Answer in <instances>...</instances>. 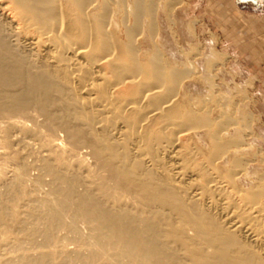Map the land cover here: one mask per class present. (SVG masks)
<instances>
[{
    "label": "bare ground",
    "instance_id": "bare-ground-1",
    "mask_svg": "<svg viewBox=\"0 0 264 264\" xmlns=\"http://www.w3.org/2000/svg\"><path fill=\"white\" fill-rule=\"evenodd\" d=\"M159 9L0 0V160L14 163L0 264H264V207L221 200L219 161L237 167L241 144L188 108L191 68L158 51ZM204 127L209 156L192 136ZM29 184L44 194L32 205Z\"/></svg>",
    "mask_w": 264,
    "mask_h": 264
},
{
    "label": "rangeland",
    "instance_id": "rangeland-1",
    "mask_svg": "<svg viewBox=\"0 0 264 264\" xmlns=\"http://www.w3.org/2000/svg\"><path fill=\"white\" fill-rule=\"evenodd\" d=\"M157 2L161 8L156 18L157 27L159 25L155 39L158 51L165 53V60L167 59L175 68H182L178 65L180 63L181 66L183 62L189 64L191 68L190 76L184 85L188 97L193 98L188 108L195 113L208 116L212 129H224V133L222 132L224 141L233 139L238 146L242 145L238 149H233L236 150L235 156L238 157L239 167L232 166V163L226 161L231 158L228 155H225L226 159L219 161L223 177L221 190L223 189L224 194L221 200L226 199L222 202L226 203L228 199L231 202L232 199L233 207H251L250 205L264 207V86L252 75L256 69L250 68L249 58V46L253 44V47H256L260 41L256 40V37L250 40L249 33L240 32L241 25L235 21H243L242 15L245 14L236 8L233 0H157ZM165 5L170 7V14L162 9ZM168 14L170 18H167ZM244 25L251 27L245 23ZM241 36L246 38L243 40ZM140 41L141 50H148L149 44L143 43L145 39L141 38ZM208 129L209 127H204L199 129V132L193 130L192 134L193 141L205 156H209L213 149L207 135ZM10 163L0 160V170L8 171L14 167V163L11 165ZM228 173L229 175L232 173L230 176L235 178V185L229 181ZM33 174L35 173H32V177ZM30 185L27 187L28 198L29 194L31 195L30 202L44 197L42 191H36ZM3 189L1 187V190ZM249 191L259 193L260 197L253 202L239 197V193ZM26 198V196L23 198L25 202L22 200L24 204L28 203ZM30 202L26 205H32L33 202L31 204Z\"/></svg>",
    "mask_w": 264,
    "mask_h": 264
},
{
    "label": "crops",
    "instance_id": "crops-1",
    "mask_svg": "<svg viewBox=\"0 0 264 264\" xmlns=\"http://www.w3.org/2000/svg\"><path fill=\"white\" fill-rule=\"evenodd\" d=\"M233 3L241 13L245 14L242 15L243 18L241 17L243 21L241 19L235 21L241 25L240 32L249 33L250 40L256 37V40L260 41L256 47H253V44L249 46V58L250 68L256 69L255 74L252 75L256 76L264 86V0H233ZM244 23L251 27H246ZM241 38L244 40L246 36Z\"/></svg>",
    "mask_w": 264,
    "mask_h": 264
}]
</instances>
